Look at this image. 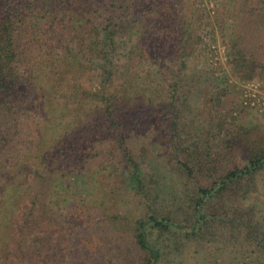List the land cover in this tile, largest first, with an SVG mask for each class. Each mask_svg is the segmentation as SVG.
Masks as SVG:
<instances>
[{
    "label": "trees",
    "instance_id": "1",
    "mask_svg": "<svg viewBox=\"0 0 264 264\" xmlns=\"http://www.w3.org/2000/svg\"><path fill=\"white\" fill-rule=\"evenodd\" d=\"M165 1L170 3V0H0V230L6 236V225L12 226L16 232L15 236L12 232L13 240L23 249V264H34L33 249L41 246L36 235L40 223L36 206L43 195L41 172L50 170L56 174H53L55 181L66 187L70 181L60 170L71 172L75 162L72 160L62 168L54 160L43 161L45 154L51 147L48 159L52 160L51 155L66 154L64 150L66 146L70 149V140L87 142L91 157L99 151L110 153L112 160L119 157L127 188L146 200L144 214L134 221L140 264H157L165 250V243L160 240L174 233L180 221L186 222L190 240L213 245L217 240L215 223L221 212L225 216L223 222L241 232L233 240L244 241L246 237L250 247L264 240L259 237L255 211L244 206L257 194L258 189L253 187L256 176L264 171V148L246 154L243 149L244 161L219 178L217 173H210L192 197L187 195L185 205L189 206L183 219L173 216L171 211L162 212L153 201L146 173L128 135L125 110L137 105L139 99L145 107L158 104L172 107L171 134L175 141L182 119L176 106L180 76L174 73L169 84L162 79L164 75L161 79L154 77L148 65L150 43L156 54L159 51L163 54L159 36L165 35L164 26L170 24L178 31L173 49L179 61L190 58L195 44H204L192 13L181 20L185 2L166 5ZM232 2L247 7L249 0ZM259 2L264 6V0ZM131 20L133 26L128 23ZM242 22L249 33L253 32L250 39L264 41V7ZM122 28L131 38L139 40L138 49L130 50L127 59L120 58V50L125 48L119 41ZM228 46L232 71L239 80L251 81L263 67L261 58L249 56L236 40ZM90 74H98L99 89L83 85V76ZM230 148L233 150V145ZM206 164L215 170L210 158ZM193 165L192 161L179 159L178 170L188 179L196 178ZM251 253L264 255L254 249ZM247 258L251 264H260L249 255L243 264L248 263Z\"/></svg>",
    "mask_w": 264,
    "mask_h": 264
},
{
    "label": "rangeland",
    "instance_id": "2",
    "mask_svg": "<svg viewBox=\"0 0 264 264\" xmlns=\"http://www.w3.org/2000/svg\"><path fill=\"white\" fill-rule=\"evenodd\" d=\"M180 1L186 5L181 20L192 13L195 25L202 31L204 44L193 46V53L184 61V66L173 49L178 31L166 24L165 35L159 36V49L163 46L164 53L156 54L150 43L148 59L155 78L161 79L164 75L162 79L169 84L174 73L180 76L176 106L181 110L182 119L176 140L173 141L171 134L172 107L159 104L145 107L139 99L125 114L134 154L146 173L153 201L162 212L171 211L173 216L183 219L189 206L185 205L187 195L192 197L210 173H217L219 178L244 161L243 149L246 154L264 148V41L250 39L253 32L249 33L242 22L264 6L259 0H249L247 7L232 0H197L196 3L195 0H170V3ZM128 23L134 25L132 20ZM125 28L119 34V41L125 44L120 50L121 59H127L128 52L137 50L139 43ZM233 40L238 41L249 56L262 60L263 67L251 81L239 80L230 67L228 45ZM82 80L86 88L99 89L98 74L84 75ZM69 143L71 147H65L66 154L51 155L52 160L48 159L51 147L43 160H54L62 168L72 160L75 162L71 172L60 170L70 181L66 187L55 181L56 174L50 170L40 174L43 195L36 206L40 223L35 234L41 246L33 249L34 257L37 256V259L33 257L34 264H140L134 221L144 214L146 200L127 188L119 157L112 160L110 153L102 151L93 152L91 157L87 142L70 140ZM70 155L74 158L70 159ZM209 158L215 164L213 171V167L206 164ZM179 159L193 162L196 178L188 179L178 170ZM255 181L253 189H258L257 194L244 206L255 211L259 237L264 238V171ZM224 218L221 212L215 223L217 240L209 246L190 240L186 222L180 221L174 233L160 240L165 243V250L157 264H243L248 255L262 264L264 255L255 256L251 251L264 254V240L255 242L252 247L246 244V237L244 241L233 240L241 232L223 222ZM0 232V264H23V249L13 240L16 232L12 231V226L6 225V236ZM246 261L251 264L250 259Z\"/></svg>",
    "mask_w": 264,
    "mask_h": 264
}]
</instances>
